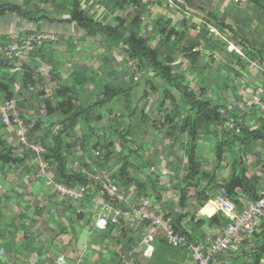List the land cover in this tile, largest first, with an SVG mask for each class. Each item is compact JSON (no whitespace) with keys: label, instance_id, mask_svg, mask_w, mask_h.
I'll return each instance as SVG.
<instances>
[{"label":"crops","instance_id":"1","mask_svg":"<svg viewBox=\"0 0 264 264\" xmlns=\"http://www.w3.org/2000/svg\"><path fill=\"white\" fill-rule=\"evenodd\" d=\"M27 1L32 3L31 7L35 10L42 9L50 15H54L53 7L59 14L61 12L58 6H55L56 1L64 2L70 9L68 0H55V2L22 0V4L15 0H0V3L12 2L23 5ZM137 1L140 2L139 5H135L134 0H128L127 3L121 2L123 6H120L117 1L84 0L83 9L89 16L94 15L104 24L112 23L117 16L125 18L127 14L133 15L138 9L137 11L143 14L144 24L141 35L144 36H152L156 22H172L171 27L185 33L183 44L174 56V65L176 71L185 76L188 88L194 92L193 88H197L199 92L197 91L196 94L204 91L203 99L208 97L221 112L230 111L234 116L228 123L229 126L236 127L244 123L251 131H262L264 134L258 107L264 101V72L261 70L264 69V2L261 0H240L239 3L231 0ZM48 14L45 21L32 26L33 30L53 33L60 38L55 47V53L58 55H52L48 59L52 58L56 73H60L65 82L71 77L82 81L83 97L86 100L97 94L94 89L92 91L89 89L101 83L99 79L115 85L129 82L132 69L136 68L130 66L127 61L126 51H119L115 47L116 44L100 36L91 38L81 33L75 26L61 23L63 20L61 22L54 20ZM66 14L69 16V11ZM13 17L10 15L0 18V45L19 36L27 27L26 25L24 27V22L22 23L20 19ZM20 25L23 29L19 30ZM155 36L151 37L152 47L161 40L160 35ZM192 44L195 46V51L200 52L196 60H193L190 54L187 56L183 54L184 49L190 50ZM232 45L238 51H230L229 47ZM96 47L100 48V52ZM122 54L124 57L121 56ZM86 56L94 57L97 68L86 60L82 61ZM251 62L258 63L259 68L252 67ZM106 64L111 66L103 67ZM179 66L182 68L181 71ZM97 72L98 79L95 76ZM150 75L148 71L135 75L138 84L135 90L139 91L136 94L137 100L149 89L147 81L151 78ZM161 87L157 96L163 90ZM175 93L180 99L179 93L176 91ZM149 101L147 103L145 101L146 110L158 111V101L156 100L152 105L148 103ZM189 110V107H185L186 112H182L175 122H181L190 113ZM155 114L158 115L157 112ZM163 122L165 123L164 120ZM146 128L148 130V127ZM168 128L163 125L164 140L171 143L169 149L173 142L177 143L173 149L176 152L169 151L170 155L156 162L153 156H150L148 165L144 169L141 166L140 174L148 175L150 172V174L155 173V177L158 176L157 184L150 187V195L146 197L152 210L159 212L164 219L168 215L167 222L170 224L175 223L183 214L189 215L180 223V231L183 232L180 234L184 238L182 244L178 246L170 244L162 229L155 228L143 220L123 219L118 224L111 223L105 232H94L96 214L103 198L101 195L98 202L93 201L92 198L99 197V192H92L91 198L79 202H58L56 196L45 186L37 183L29 187L24 184L26 175L32 176L33 170L27 172L22 167L8 169L0 163V196L10 200L12 198L13 202H8L7 207L11 208L18 204L17 207L20 208L23 205V213L28 219V229H30L25 236L22 230L16 231L13 228L11 217L0 213L4 218L3 222H0V232L5 235V246L8 244L7 248L11 252L9 257L12 259L10 258L9 264H56L63 256L68 262H76L83 255L85 259L82 264H150L155 253L158 257L153 264H195L191 246H206L210 238L223 235L228 223L227 220L221 224L201 225L200 221L206 222L215 215L223 213L215 203L217 196L223 195L230 200L231 197L216 188L214 184L204 180L200 195H197L196 191H191L193 199L189 207L183 209L179 205L181 198L179 188L185 183L183 176L187 165L181 146L187 143L188 137L174 135L169 138ZM219 130L221 131V128ZM150 133L148 130L147 135L150 136ZM2 135L6 139L14 137L13 133L6 130ZM161 138L163 137L160 136L159 139L155 136L156 141H160ZM215 141L214 137L205 136L203 141L199 142L197 155L204 174L213 173L217 168ZM255 144L261 150L258 152L255 149L254 156L249 157L259 161L258 170L262 169L264 172V140H256ZM149 148L152 146L148 145ZM204 160L211 164L209 171L204 170ZM226 161L229 159H225L221 167L216 169L215 180L219 184L228 181L231 163L224 166ZM247 167L248 176L257 175L260 178L257 186L260 192L264 189V181L261 180L264 174L249 167V164ZM251 169L254 170L252 173ZM120 188L123 196L129 201L121 204L129 209L132 203L139 199L136 186H120ZM245 197L250 200L246 194L243 198ZM67 217H70L69 221ZM263 224L262 222L260 229ZM61 228L68 232L63 234ZM148 239L150 245L154 247L151 254L147 251ZM232 245L233 250L220 255L216 264L253 263V256L259 248L256 236L255 240L246 239L240 245L234 241ZM260 264H264V258Z\"/></svg>","mask_w":264,"mask_h":264},{"label":"trees","instance_id":"2","mask_svg":"<svg viewBox=\"0 0 264 264\" xmlns=\"http://www.w3.org/2000/svg\"><path fill=\"white\" fill-rule=\"evenodd\" d=\"M110 1H117L116 3L123 6L122 3H127L128 0ZM134 2L135 5L140 3L137 0H134ZM83 4L84 0H70L69 16L61 23L75 26L81 33H85L91 38L100 36L116 44L115 47L119 51H126L127 61H133L137 65L136 69H132V78L129 82L122 85L109 82L98 83L94 85L95 87L89 89L91 91L94 89L97 94L86 100L83 97L84 84L82 81L74 79L73 82H70V79H67V82H65L60 73H56L53 65H51L52 71L48 78H43L38 72L41 64L38 62L39 59L43 63L54 64L52 58L47 60L56 51L52 47L53 44H43L41 47H37L31 54L29 63H25L21 71L17 72L13 71L16 68V60H9L0 56V104L17 96L31 94V88L39 89L37 96L39 101L43 102L40 110L43 117L50 123L45 130L46 139L52 137L53 143L50 146L46 142H42L49 149V155L46 159L49 161L50 166L55 169L57 180L67 186H74L75 184L89 185L90 180L82 173V168L76 165V162L80 161L78 159L75 161V157L79 158L81 163L89 170L95 160H98L100 170L108 166L112 169L111 165L116 163V166H119L118 170L109 172L110 177L121 186H136L137 196L146 199L150 195V187L157 184L158 176L155 177L150 174L146 177L144 173V175L140 174L141 170L148 165L150 157L149 155L147 161L144 160L145 153H149V149L142 136L148 134L144 122L151 120L157 112L161 117L165 115L163 125L169 127V138L174 135L180 137L186 135L188 137L187 143L181 146L184 158L187 161L186 173L183 176L185 183L179 188L181 192L179 205L183 209L189 207L193 199L191 196L192 190L196 191L197 195L202 193L200 190L204 180L214 184L223 193L228 194L237 205L240 204V198L245 194L251 201H258L260 192L257 186L260 183V178L257 175L248 176L246 158L250 155L254 156L255 141L264 140V134L262 131H251L244 123L238 124L236 127L229 126L228 123L234 116L230 111L221 112L220 108L214 106L208 97L203 99L204 91L196 94L188 88L185 76L180 75L174 65V56L183 44L185 33L171 27L172 22L161 21L156 22L154 25L152 36H144L141 35L144 24L143 14L137 11L138 9L133 15L127 14L125 18L117 16L112 23L104 24L102 20L96 19L94 15L89 16L87 11L83 9ZM31 5L32 3L28 1L23 5L12 2L0 3V18H6L10 15L15 16L22 23L24 22V27L27 26L21 32L22 34L34 33L36 31L33 30L32 26L45 21L48 13L42 9L35 10ZM156 34L160 35L161 40L158 47H152L151 37H156ZM183 54L185 56L190 54L193 60L200 56V52L195 51L193 44L190 46V50L185 48ZM146 71L151 74V78L147 81L149 89L143 93L141 98L148 101L154 94L159 93L160 88L158 86H163H160L163 90L159 94L158 111L153 109L147 111L146 105L142 108L138 106L135 94L138 84L134 77L136 74H144ZM95 76L98 79L99 73L97 72ZM50 83H56V88H48ZM17 85L21 87L19 92H16ZM175 91L179 93L180 99L177 98ZM30 101H32V98L26 99L23 107L27 103L29 104ZM169 102L172 103L171 108L167 107ZM120 103L125 104L127 113L122 114L120 116L121 121L114 124L112 133L119 138L120 142L122 141L121 149L124 147L116 157L111 151L112 147L115 146L111 142L114 135H110V141L107 137L102 138L96 127L103 120L110 119L112 109ZM185 107L190 108L188 117L185 116L181 122L176 123L175 121L181 113L186 112ZM44 118H40L32 134L42 131ZM134 120L142 122L140 123L141 131L137 129L139 126L136 125L137 122L134 124ZM57 127L60 128L57 130ZM2 130L3 127L0 124V132ZM205 136L214 137L216 140L217 168L221 167L225 159L231 161L228 181L225 184L216 182L215 173L217 168L213 173L204 174L202 171L197 151L199 142H202ZM140 140L141 142H139ZM176 146L177 143L173 142L170 148L171 151L176 152V150H173ZM91 149L94 150V153L98 152L99 155L88 154ZM86 157L90 160L89 162L85 161ZM27 158L28 155L16 157L6 141L0 137V163L3 167L8 169L22 167V169L29 172L32 169L27 164ZM133 160L140 164L139 167ZM101 189L102 187L97 186L95 190L101 192ZM88 198H91V194ZM102 198L109 199L106 195ZM11 200L0 196V207H7L8 202H13ZM114 201L117 205L120 204L118 199ZM9 209H5V211L9 213ZM188 217V214H183L175 223L171 224L175 232L183 233L180 231V223ZM2 218L0 214V220H3ZM168 218L169 216L166 215L165 220L167 221ZM11 220V225L16 231L22 230L21 232L25 236L29 233L28 219L25 218L22 212L15 217L13 216ZM222 222H227V218L223 213L215 215L206 222L200 221L201 225L221 224ZM61 230L63 234L68 232L62 228ZM255 236L259 242V248L255 251L252 264H260L264 258V224L261 229L257 230ZM5 239V235L0 234V251L4 250L8 256V258H2L0 264H9L11 258L9 257L11 255L10 249L4 243ZM157 257V253L153 254L150 264H153Z\"/></svg>","mask_w":264,"mask_h":264},{"label":"built area","instance_id":"3","mask_svg":"<svg viewBox=\"0 0 264 264\" xmlns=\"http://www.w3.org/2000/svg\"><path fill=\"white\" fill-rule=\"evenodd\" d=\"M40 1L48 2L52 0ZM231 1L234 3L240 2V0ZM261 1L264 2V0ZM58 42V36L53 33L41 31L29 34L21 33L19 36L11 38L8 43L0 45V56L5 59L16 60V68L13 71L17 72L21 71L25 63H29L30 56L37 47H41L43 44H55ZM229 49L232 52L238 51L233 45ZM38 62L41 63L38 69L40 75L43 78L50 77L49 74L52 71L51 65L41 62L40 59ZM129 64L132 67H137L133 61L129 60ZM251 66L259 68L256 62H251ZM261 70L264 72V69L261 68ZM56 85V83H50L48 88L54 89ZM19 91H21V87L17 85L16 92ZM30 92L31 94L17 96L0 104V124L3 127V130L0 132V137L6 141L8 147L12 149L16 157L28 155L27 164L34 172L32 176L26 175L24 179L26 186L30 187L39 183L41 186H45L51 190L58 202L67 203L85 200L92 192H96L95 189L97 186L102 187L101 192L98 191L100 193L99 197L94 196L92 198L93 201L98 202L101 195L102 197L106 195L109 199H102V202L99 204L96 222L93 226L94 232H105L111 223L118 224L123 219L143 220L149 222L155 228L162 229L165 233L166 240L170 244L178 246L183 243L184 238L182 235L174 231L171 224L164 219V216L152 210L146 199L139 198L132 203L131 208H124L121 203H127L129 201L123 196L117 182L110 177V171L107 168L100 170L98 160L92 162L90 170L81 162H76V165L82 168V173L90 180L89 185L75 184L74 186H67L60 183L57 180L55 169L50 166L49 161L46 159L49 155V149L44 142L51 146L53 141L52 137L46 139L45 130L50 123L43 117L40 110L43 102L39 101L37 96L39 89L31 88ZM30 98H32L33 102L31 107H29L28 103L23 107L24 101ZM34 101L37 102L34 104ZM258 107L262 127L264 128V101ZM40 118H44L42 131L32 134ZM59 128L57 127V130ZM4 130L13 133L14 137L4 138L2 135ZM94 154L95 156L99 155L98 152ZM89 161L87 159V162ZM259 195L260 199L258 201H250L246 197L243 198V195L240 198L239 205L223 195L215 198V203L225 214L228 223L224 228L223 235L217 238H210L206 246H191L195 264H216L220 255L233 250L232 244L234 241L240 245L246 239L255 240L257 230H259L261 223H264V189L260 191ZM117 199L120 202L119 205L114 201ZM12 216H14V213ZM150 240L148 239L147 251L151 254L154 251V247L150 245ZM2 258H8L4 250L0 251V260ZM84 259L85 256L83 255L76 262H68L63 256L58 259L56 264H82Z\"/></svg>","mask_w":264,"mask_h":264},{"label":"rangeland","instance_id":"4","mask_svg":"<svg viewBox=\"0 0 264 264\" xmlns=\"http://www.w3.org/2000/svg\"><path fill=\"white\" fill-rule=\"evenodd\" d=\"M15 1H19V3H21L22 4V0H15ZM68 1H70V0H68ZM48 2H55V0H52V1H48ZM51 4V3H50ZM52 6V5H51ZM55 6H58V8L60 9V14H59V12L58 11H56L55 9H54V7H53V12H54V15H51L50 17H52L53 19L54 18H56L57 19V21L59 20V22H61L62 20H65V18L68 16L66 13H68V11L70 10V9H68V7H66V5L64 4V2H60V1H56L55 2ZM45 8H46V6H45ZM15 17V16H14ZM13 17V18H14ZM58 17V18H57ZM15 19V18H14ZM55 20V19H54ZM13 22V21H12ZM21 25H20V28H19V30L21 29ZM59 40H60V38H59ZM59 43V42H58ZM58 43H55V44H53L52 45V47H53V49L54 50H56L55 49V47L58 45ZM51 45V44H50ZM159 46V43H155V46L154 47H158ZM96 49H98V51L100 52V48L99 47H96ZM72 52V51H71ZM54 55L56 54V55H58V53H53ZM122 57H124V55L122 54L121 55ZM93 58L94 57H91V56H86L82 61L84 62L85 60H86V62H89L92 66H94L95 68H97V63H95V61L93 60ZM47 60H49L48 58H47ZM183 63V62H182ZM46 64H50V63H48V62H46ZM50 65H53V64H50ZM107 65H109V66H111V64H106V65H103V67L104 66H107ZM179 70L181 71L182 70V68H181V66H179ZM103 77V76H102ZM101 77V78H102ZM132 78V77H131ZM134 79L136 80V77H134ZM158 80V79H157ZM74 81V79L71 77L70 78V82H73ZM99 81L100 82H102V80L101 79H99ZM159 81V80H158ZM106 82H108V81H106ZM158 87H160V85L158 86ZM196 87V86H195ZM193 90H195V93L198 91L199 92V90L197 89V88H193ZM139 91H137V90H135V94H137ZM97 93V92H96ZM150 100V101H149ZM159 101V95L157 96V95H155V97L153 96V98H150V99H148V103H150V105H152L155 101ZM35 102H37V101H34V104H35ZM138 106L140 107V108H142L143 107V105H147V104H145V101H144V98H140V99H138ZM146 103H147V101H146ZM31 104H33V102L32 101H30L29 102V107H31ZM171 105H172V103H168V105H167V107L168 108H171ZM127 113V109H126V107H125V104L124 103H120L119 105L117 104L113 109H112V112L110 113V119H108V120H103V122L102 123H100V124H98V126L96 127V129H97V132L100 134V136L102 137V138H105V137H107L108 139H109V141H110V135H114L112 132H113V130H114V124H115V122H120L121 121V115L122 114H126ZM185 116V115H184ZM164 118H165V115H163L162 117H161V115H154V117L151 119V120H147V121H145L144 123L146 124V127H148V130L151 132L150 133V136L149 135H143L142 136V138H143V140L145 141V144L146 145H149V146H152V148H149V153L147 152V153H145V161H147V159H148V156L150 155V156H153V158H154V160H155V162L157 161V160H160V158H162V159H164V158H166L168 155H170V152L169 151H171L170 149H169V145L171 144L169 141H167V142H165V140H164V132H163V124H164V122H163V120H164ZM137 122V120H134V124ZM140 123H142L141 121H139L138 120V122L136 123V125L137 126H139V128H137V129H139V131H141L142 130V128L140 127ZM153 136V137H152ZM155 136H158V138L160 139V136H162L163 138H161V140L160 141H156V139H155ZM111 142H113L114 144H115V146L114 147H112V149H111V151H112V153L114 154V155H116V157H118V155H119V153H120V151L124 148H122L121 149V147H122V145H121V142L119 141V138L116 136V135H114V136H112V138H111ZM168 140H170L169 138H168ZM100 141V140H99ZM139 142H141V140L139 141ZM171 142H173L172 141V139H171ZM256 150H258V152H260V150H261V148H257V146H256ZM88 154H90V155H93L94 154V150H90V152L88 153ZM260 155H258V157H259ZM90 158H92V157H90ZM77 159H78V161H80L81 162V160L79 159V158H77V157H75L74 158V160L75 161H77ZM118 160V159H117ZM85 161L87 162V157L85 158ZM133 162L136 164L137 163V165L139 166V164H138V162L137 161H135V160H133ZM204 170L205 171H209V169L211 168V164L209 163V161H207V162H205V160H204ZM230 162L229 161H226L225 162V164H224V166H226V165H228ZM246 163L247 164H249V167L251 166L253 169H257V171H260L261 173H263L264 174V172L262 171V169H259L258 170V168L260 167V164H259V161H257L254 157H252V158H250V157H248V158H246ZM112 166V169L110 168V167H107V169L110 171V172H112V171H117L118 170V167L116 166V163L113 165H111ZM253 169H251V173L254 171ZM152 173H154L153 171H151ZM149 174H150V172H148ZM250 173V174H251ZM143 174V173H142ZM145 174V173H144ZM143 174V175H144ZM148 174V175H149ZM148 175H144V176H148ZM153 175H155V173L153 174ZM262 181H264V178L263 179H261ZM118 184V186L120 187L121 185L119 184V183H117ZM16 205V204H15ZM18 205V204H17ZM17 205H16V207H13L12 209L10 208V207H0V213H4V215L5 216H9V217H13L12 216V214L14 213V217L15 216H17V215H19L20 214V212H22V214H24L23 213V211H24V208H23V205L20 207V208H18L17 207ZM10 208V209H9ZM5 209H9V213H7L6 211H5ZM2 219H4V218H2ZM70 220V217H67V221H69ZM0 222L2 223L3 221L2 220H0ZM1 223H0V225H1ZM3 226V225H2ZM1 231V230H0ZM0 234H2V232H0ZM6 247H9V245L8 244H6ZM258 247V246H257Z\"/></svg>","mask_w":264,"mask_h":264}]
</instances>
